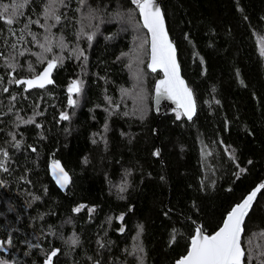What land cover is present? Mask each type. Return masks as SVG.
<instances>
[{
    "label": "trees",
    "instance_id": "trees-1",
    "mask_svg": "<svg viewBox=\"0 0 264 264\" xmlns=\"http://www.w3.org/2000/svg\"><path fill=\"white\" fill-rule=\"evenodd\" d=\"M91 1L112 10L130 5L141 22L132 0ZM161 2L196 97L191 120L180 110L155 112L162 73L147 66L149 114L123 103L133 81L122 59L131 37L114 23L80 42L81 0L61 5L53 31L60 42L47 59L40 45L48 0L17 9L12 25L7 14L0 19V264H175L197 224L213 234L235 204L264 186V0ZM11 3L0 0V13ZM53 59V84L14 82ZM75 80L83 84L71 105ZM55 162L72 177L65 190L53 180ZM252 234L264 245V187L245 223V264ZM262 261L264 253L251 264Z\"/></svg>",
    "mask_w": 264,
    "mask_h": 264
},
{
    "label": "snow or ice",
    "instance_id": "snow-or-ice-1",
    "mask_svg": "<svg viewBox=\"0 0 264 264\" xmlns=\"http://www.w3.org/2000/svg\"><path fill=\"white\" fill-rule=\"evenodd\" d=\"M84 0H81L83 3ZM132 2L139 8L141 15L143 16V27L147 28L151 33V63L148 65L152 71H156L157 68H161L164 72L165 79L159 81L157 84V91L162 94L167 93L171 97L176 98L180 107H183L185 114L191 119L194 112L195 104L192 97L191 90L185 85L184 81L179 75V65L175 58V48L172 42L168 39L167 33L164 28L163 16L158 6L155 5L154 0H132ZM30 3V0H12V3L4 4L3 12L0 13V19H4L7 14L5 23L12 25L14 23L13 17L16 15L17 9L25 7ZM64 0H48V4L45 7V16L53 18L56 23H59L60 16L56 15L55 5L63 4ZM29 23H39L36 21H29ZM29 25L26 24L27 28ZM50 27H55V24ZM33 38H35L33 34ZM47 39V38H46ZM91 40L92 37L88 36ZM15 48V45H12ZM45 52H51V47H45L40 45ZM23 54V53H21ZM126 55V54H125ZM43 62V61H41ZM56 60H48L47 67L43 72L36 75L33 79L15 80L17 84H27L31 87L43 88L46 83H52L50 79L51 70L55 67ZM29 70H32L31 67ZM0 77V82H2ZM7 91V89H4ZM70 92H79L80 88L76 81H73L69 87ZM14 98V97H13ZM70 104H74L75 101L69 99ZM180 114H177L179 119ZM62 119H68L67 115L61 113ZM31 123L32 121H28ZM7 155V153H5ZM53 171H58L59 177L68 182V174L64 172L60 167L59 162L53 164ZM64 186L63 184L61 185ZM264 187V186H261ZM260 188L253 190L243 201L234 207L227 213L222 227L219 228L212 235H204L203 229L198 228L196 234L191 239V247L187 255L182 257L177 264H245V249L241 245V235L244 231L245 217L248 215V211L251 207V203L254 200L257 191ZM77 208L74 211H79ZM76 241L73 240V243ZM53 251L51 255H55ZM248 264H251V258H248ZM264 264V261L261 262Z\"/></svg>",
    "mask_w": 264,
    "mask_h": 264
},
{
    "label": "rangeland",
    "instance_id": "rangeland-1",
    "mask_svg": "<svg viewBox=\"0 0 264 264\" xmlns=\"http://www.w3.org/2000/svg\"><path fill=\"white\" fill-rule=\"evenodd\" d=\"M65 3L66 0H64L63 4ZM61 5L62 4H57L54 6L56 9V15H58L61 11ZM79 20L80 42L92 41L105 24L115 23L119 26V28L123 29L130 35L131 47L122 55V59L124 60L133 81L131 87L124 88L122 90V101L126 106L132 108L141 117H146L151 108L150 75L146 68V66L148 67L150 56L149 35L140 22L136 9L130 5L121 4L120 7L112 10L110 9V4L108 3L99 5L96 3L94 4L91 0H84L80 10ZM43 22L47 33V37L43 38V45L45 47H51L52 44L60 42V38L53 32L54 27H50L55 24L56 21L51 17L46 18L44 14ZM88 36H91L92 39L89 40ZM260 42L264 53V39H261ZM56 53H58V51H56ZM83 53V49L79 48L77 55L81 56ZM41 54L42 59H47L51 56L52 51L45 52L44 49L41 48ZM78 82L80 85L79 92L81 93V83L83 84V81L78 80ZM74 101L77 103V98ZM177 112L180 113L179 110H177ZM126 186L127 183L125 179H122L116 188L121 192L125 190ZM247 245L251 260L254 257L263 256L264 245L258 234L250 235ZM135 247L138 252L141 251L142 243L140 239L136 240Z\"/></svg>",
    "mask_w": 264,
    "mask_h": 264
},
{
    "label": "water",
    "instance_id": "water-1",
    "mask_svg": "<svg viewBox=\"0 0 264 264\" xmlns=\"http://www.w3.org/2000/svg\"><path fill=\"white\" fill-rule=\"evenodd\" d=\"M154 2H155V5L159 7L160 12H161V14H162V16H163L164 28H165V31H166V33H167V37H168V39L172 42V44H173V46H174V48H175V58H176V61H177L178 65H179V75H180L181 79L184 81L185 85H186V86L191 90V92H192V97H193L194 104H195L194 112H193V114H192V116H191V119H193V118L196 116V114H197V110H198L196 97H195L194 91H193L192 88L190 87V85H189L187 79H186V78L184 77V75H183L182 67H181V64H180L179 56H178V49H177V46H176V44H175L174 40L172 39L171 34H170V32H169L168 25H167V21H166V17H165L164 10H163V7H162V2H161V0H154ZM139 14H140L141 22H142V24H143V16L141 15L140 10H139ZM144 28H145V27H144ZM145 29L147 30L148 35H149V50H150V56H149V62H148V65H149V64L151 63V33L148 31L147 28H145ZM46 67H47V66H46ZM46 67H45V68H46ZM45 68H44V69H45ZM148 68H149V67H148ZM54 69H55V67L51 70L50 79H51L53 82L50 83V84H53V83H54ZM149 70H150L151 72H153V73H157V72H161V73H162V76L156 81V83H155V87H154L153 104H154L155 112H156V113H160V112H161V113H163V114H167V113H172V112L175 111V110H180V111L182 112V114L185 116V118L189 119L188 116L185 114V110H184V108L179 106V104H178L176 98L171 97V96L168 95L167 93H163V94H162V89H161V92H158V91H157V84L159 83V81L165 79V75H164L163 70H162L161 68H157L156 71H152L151 68H149ZM43 71H44V70H43ZM43 71H42V72H43ZM33 78H34V77H30V78H24V79H20V80L33 79ZM75 81H76V82L78 83V85H79L78 80H75ZM50 84H49V83H46L45 86L50 85ZM71 84H72V83H71ZM71 84H70V85H71ZM24 85H25L26 89H32V88H35V87H31V88H29L27 84H24ZM45 86H44V87H45ZM79 88H80V85H79ZM68 91H69V90H68ZM69 93H70V98H71L72 100H74V96H75L78 92H70V91H69ZM71 105H72V104H71ZM191 119H189V120H191ZM157 155H158V156H161V149H160V147H158V149H157ZM59 165H60L61 168H63L64 172H66V173L68 174V182H67V183H64V181L59 177L58 171H57L56 173H54V171H53V167H52V169H51V173H52V177H53V180L55 181V183H56V184H57L62 190H65V189L67 188V186L71 183V181H72V177H71L70 173L67 171V169H66L62 164H59ZM62 184L64 185L63 187L61 186ZM258 187L260 188V190L257 191L256 196H255L254 200H253L252 203H251V207H250V209H249V211H248V215L245 217V223H246V220H247L248 216L250 215L251 211L253 210V208H254L255 204L257 203V200H258V198H259V196H260V192H261V190H262L261 185H258V186H256L255 188H253V189H252V190H251V191L245 196V197H247L251 192H253V190L257 189ZM245 197H244V198H245ZM244 198H243V199H244ZM243 199H242L239 203H241V202L243 201ZM239 203H237V204H239ZM237 204H235V205H237ZM235 205H234V206H235ZM234 206H233V207H234ZM224 220H225V219H224ZM223 223H224V221H223ZM223 223H222V225H223ZM245 223H244V231H243V233H242V235H241V245H242L243 248H244V246H243V242H242V240H243V235H244V232H245ZM222 225H221V227H222ZM198 228L203 229L202 225H200V224H197V225H196V230H197ZM196 230H195V234H196ZM218 230H219V229H218ZM214 233H215V232H214ZM214 233H213V234H214ZM195 234H194V235H195ZM203 234H204V235H212V234H208V233H206L204 230H203ZM194 235H193V236H194ZM191 239H192V238H191ZM190 247H191V244H190ZM190 247H189V250H190ZM189 250H188V251H189ZM187 253H188V252H187ZM187 253H186L185 255H187ZM185 255H183L182 257H184ZM245 255H246V252H245ZM182 257H181V258H182ZM181 258H179V259L175 262V264H177V262H178Z\"/></svg>",
    "mask_w": 264,
    "mask_h": 264
}]
</instances>
